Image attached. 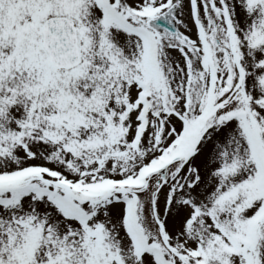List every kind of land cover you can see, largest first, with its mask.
Segmentation results:
<instances>
[{"label": "snow or ice", "instance_id": "1", "mask_svg": "<svg viewBox=\"0 0 264 264\" xmlns=\"http://www.w3.org/2000/svg\"><path fill=\"white\" fill-rule=\"evenodd\" d=\"M0 264H264V0H0Z\"/></svg>", "mask_w": 264, "mask_h": 264}]
</instances>
